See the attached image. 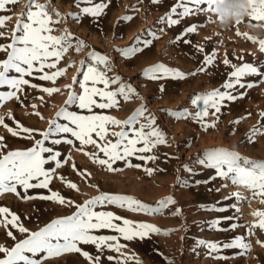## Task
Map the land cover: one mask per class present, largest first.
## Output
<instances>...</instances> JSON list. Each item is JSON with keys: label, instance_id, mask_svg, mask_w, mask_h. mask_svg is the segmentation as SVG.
Listing matches in <instances>:
<instances>
[{"label": "rangeland", "instance_id": "obj_1", "mask_svg": "<svg viewBox=\"0 0 264 264\" xmlns=\"http://www.w3.org/2000/svg\"><path fill=\"white\" fill-rule=\"evenodd\" d=\"M28 2L29 0H18L16 4L7 5V11L0 12V16L11 17L4 27L0 28V31L6 34L5 38H0V44L10 42L11 30L20 14L26 11ZM39 2L47 3L48 0H39ZM105 2L108 6L104 9V13L92 17L81 13L80 9L85 5L81 4L78 7L77 0H50L51 8L58 10L64 17L62 22L56 25L54 34L59 36L64 29H67L75 38L74 47L58 65L59 68H67V71L64 76L57 78L55 83L29 79L34 84L59 88L61 91L48 96L38 89L26 86L24 94L21 95L23 105L15 99L7 101L0 107V116H4L5 122L15 129L14 122L7 119V114L10 112L24 127L38 130L33 135L35 139H41L39 133L47 130L48 121L55 119L56 113L65 107L64 102L67 99L65 86L72 83L73 77L78 80L82 78L79 74L81 62L91 63L88 54L92 51L107 56L114 69L108 75L119 76L122 81L130 83L138 96L126 102L121 100L118 109H96V111H103L124 121L144 105L156 117L157 124L166 134L168 143L158 145L152 152L144 154L155 155L157 157L155 161L145 162L130 157L133 165H141V167H128L124 161H117L113 167L120 170L115 172L93 163L87 156L76 151L79 142H76L75 147L67 144L57 145L56 149L64 157L71 156L72 159L68 164L57 169V178L52 180L49 188L59 192L66 201L71 200L76 203H83L101 193L129 196L152 207L168 197H173L176 202L169 205L161 214L133 212L127 207L120 208L116 205L97 208V211H111L128 220L146 223L160 230L132 240H124L121 237L120 243L125 247L120 253L105 250L102 253L101 264H117V261L123 262L125 258H128L127 264H137V261L139 264H169V262L171 264H264V247L257 243V240L264 241V230L257 228L253 235H248L249 226L258 223L254 213L264 211V203H260L259 198L254 199L250 191L232 185L228 180L220 177L210 179L215 176V170L203 168L197 163L198 159L204 158L206 151L216 149L237 151L243 157L264 161V136L257 135L254 142L248 140L253 127L264 123V118L261 117V113H264V77L252 75L244 78L245 82L253 83L254 86L233 93L239 97L240 92H243L242 98L225 101L226 107L217 114L219 121L215 123V127L205 130L192 119H176L169 114L186 108L195 111L196 109L191 105V98L221 88L229 73L233 71L230 65L239 67L249 63L264 70V51L260 50L258 43L264 40V26L252 27L253 24L264 21H254L248 16H241V22L237 24L235 17H225L221 21L215 14L202 13L182 20L178 26L168 28L158 21L169 12L176 0H161L157 4H153L152 0H105ZM73 14L79 16V19L73 18ZM127 16H131L132 19L125 20L124 17ZM194 23L200 25L197 33L185 37L192 41L191 44L174 42L185 27ZM161 28L164 30L160 31ZM149 30L155 32L159 38L152 40L148 47L135 44L138 37L142 40L151 39L148 35ZM76 40L83 41L86 45L81 52L75 50ZM195 45L202 46L205 53H216L214 64L207 67L204 72L198 71L203 66L204 54L197 51ZM134 46L143 50L131 57H125L123 51ZM5 58L6 54L0 52V60ZM225 58L230 61V65L224 64ZM161 63L179 70L186 78L151 80L144 76L146 69ZM69 65L72 66L68 67ZM161 85L164 87L163 92L160 91ZM0 91L7 89L0 88ZM76 91H80L78 87ZM40 96L44 97L43 101L38 99ZM33 104L36 105V109L31 107ZM69 110L80 111L75 106ZM36 111H39L43 119L35 115ZM206 120L212 123L215 117L209 115ZM236 120L240 123L234 124L233 121ZM59 122L65 123L63 120ZM0 136L5 138L9 150L26 149L32 147L34 143L33 140L26 138L27 134L21 133L14 137L3 126H0ZM46 146L50 145L46 142ZM85 150L94 151L91 146ZM73 163L77 169L86 170L91 175L87 179L78 175L72 168ZM185 166L191 168L193 172L187 171ZM46 167H54V165L49 164ZM147 168L155 170L152 175H148ZM59 176L76 183L79 191L67 187L58 178ZM196 181L201 183L197 184ZM18 191L22 196L24 195L23 189L18 188ZM235 192H240L244 199L229 198ZM27 195H50V193L47 189H29ZM0 206H7L18 214L24 226L32 231L38 230L59 216L71 215L75 211L74 207L59 205L48 200L21 199L12 193L0 195ZM177 209L180 210L179 214H176ZM226 217L232 219H225ZM215 221H219V224H214ZM232 225L237 227L232 228ZM11 230L17 239L24 238L16 229ZM7 231L8 228L0 225V244L11 247L15 242L7 235ZM98 234L116 235L107 229L101 230ZM237 236L247 238L246 242L251 243L250 250L228 248L219 252H210L207 247L197 243L201 240L229 242ZM82 247L92 255L97 254L93 245ZM109 256L115 259L110 261ZM45 264H87V262L77 253H66L45 261Z\"/></svg>", "mask_w": 264, "mask_h": 264}, {"label": "snow or ice", "instance_id": "obj_2", "mask_svg": "<svg viewBox=\"0 0 264 264\" xmlns=\"http://www.w3.org/2000/svg\"><path fill=\"white\" fill-rule=\"evenodd\" d=\"M17 2L18 0H0V12L7 11V5ZM160 2L161 0H152L153 4ZM81 4L85 5L80 9L81 13L92 17L102 15L108 6L105 0H99V2L77 0V6L79 7ZM202 13L215 14L221 21L225 17H235L237 24L241 22V16H248L250 20L254 21H264V0H176L169 12L162 16L158 23L171 28L180 25L186 18ZM73 18L78 20L79 16L73 14ZM9 19H11L9 16H0V28H3ZM63 19L64 17L58 10L51 8L50 0L47 3L29 0L26 11L20 14L11 30L10 42L0 44V52L6 54V58L0 60V88L7 89V91H0V107L13 99L20 101L23 105L21 95L24 94L26 86L38 89L48 96L61 91L59 88L34 84L29 78L55 83L57 78L66 74L67 68H59L58 65L68 51L74 47L75 38L67 29H64L59 36L54 34L56 25L60 24ZM124 19L131 20L132 17L127 16ZM261 26H264V23L252 25V27ZM199 27L200 25L195 23L185 27L174 42L182 41L185 44H191L192 41L185 37L196 34ZM163 30V28L160 29V31ZM237 34L240 35V33ZM5 35L3 31H0V38H5ZM148 35L151 36V39L142 40L138 37L135 44L148 47L152 40L159 38L151 30ZM258 43L260 50L264 51V40L258 41ZM85 47L83 41L76 40L75 50L77 52H81ZM194 47L204 54L203 66L198 69L199 72H204L207 67L214 64L216 53H205L204 48L200 45ZM142 50L141 47H130L123 51V55L131 57ZM88 60L91 63L81 62L79 74L82 78L78 80L73 77L72 83L65 86L67 89L65 107L56 113L55 119L48 121V129L39 133L41 139H35L33 135L38 130L24 127L15 120L10 112L7 114V119L14 122L15 129L5 122L4 116H0V126L6 128L12 136L25 133L27 134L26 138L34 142L32 147L26 149L9 150L5 138L0 136V195L12 193L21 199L48 200L75 208L73 214L59 216L38 230L32 231L24 226L18 214L12 212L7 206H0V225L8 228L7 235L15 242L11 247L0 244V254H2L0 255V264H45V261L66 253L81 255L87 264H101L102 253L105 250L120 253L121 249L125 247L120 243L121 237L124 240H132L136 237L143 238L149 232H159L160 230L146 223L128 220L111 211H97V208L116 205L120 208L127 207L133 212L161 214L164 209L176 202L173 197H168L159 201L157 206L152 207L129 196L101 193L83 203H76L71 200L66 201V198L59 192L49 188L52 180L57 178V169L68 164L72 159L71 156L64 157L56 149L57 145L67 144L75 147L76 142H79L76 151L87 156L93 163L115 172L120 170L113 167L117 161H124L128 167H141V165H133L130 157L145 162L155 161L157 159L155 155L144 154L152 152L158 145L168 143L166 134L157 124L156 117L144 105L136 109L124 121L107 115L103 111H96V109H118L121 100L129 101L138 96V93L130 83L122 81L119 76L108 75L114 69L107 56L92 51L88 54ZM224 64L230 65V61L225 58ZM230 66L233 71L229 73L221 88L197 94L191 98V105L194 106L195 111H189L186 108L169 114L176 119H192L205 130L215 127V123L219 121L217 114L221 113L223 107H226L225 101L242 98L243 92H240L239 97L233 93L239 89L254 86L253 83L245 82L244 78L252 75L264 77V70L253 64L244 63L239 67ZM12 73L16 75H11ZM143 74L151 80L186 78L184 73L162 63L149 67ZM192 75H196V73H192ZM76 87L80 91H76ZM160 91H164L163 85H161ZM38 99L43 101L44 97L40 96ZM72 106L80 111L69 110ZM31 107L36 109L35 104ZM35 115L43 119L39 111H36ZM209 115L215 117L212 123H208L206 120ZM261 117L264 118V113H261ZM60 120L65 123H60ZM233 123L238 124L240 121L236 120ZM257 135L264 136V123L253 127L248 136L249 142H254ZM46 142L50 146H46ZM88 146H91L94 151H86ZM197 163L203 168L215 170V176L210 179L220 177L228 180L232 185L250 191L254 199L259 198L260 203H264V161L243 157L237 151L216 149L206 151L204 158L198 159ZM49 164H53L54 167H46ZM185 167L190 173L193 172L191 168ZM72 168L85 179L91 175L86 170L77 169L75 163L72 164ZM146 171L148 175H152L155 170L147 168ZM58 178L67 187L79 191L76 183L63 176ZM196 183L199 184L201 181H196ZM18 188L23 189V196ZM29 189H47L50 195L29 196L27 195ZM232 197L237 200L244 199L240 192L233 193L229 198ZM215 210L224 211L225 209ZM179 212L180 210L177 209L176 214ZM254 216L258 218V223L249 226V236L253 235L257 228L264 230V211H256ZM225 219L232 218L226 217ZM214 224L218 225L219 221H215ZM231 227L235 228L237 225ZM11 229H16L23 234L24 238L17 239ZM103 229L110 230L116 235L98 234ZM246 239V237L237 236L229 242L201 240L197 243L207 247L210 252H219L221 249L228 248L248 251L251 248V243L246 242ZM257 243L264 247V241L257 240ZM83 245L95 246L97 254H90L82 247ZM113 259L115 257H108L110 261ZM127 259L125 258L123 262L117 261V264H127Z\"/></svg>", "mask_w": 264, "mask_h": 264}]
</instances>
